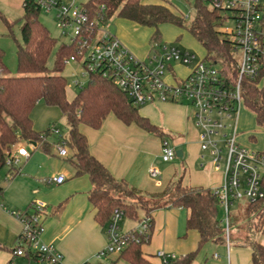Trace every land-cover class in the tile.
Wrapping results in <instances>:
<instances>
[{
  "label": "trees",
  "instance_id": "obj_1",
  "mask_svg": "<svg viewBox=\"0 0 264 264\" xmlns=\"http://www.w3.org/2000/svg\"><path fill=\"white\" fill-rule=\"evenodd\" d=\"M213 0H196V16L190 24L186 18L176 14L166 3H145L143 0H89L82 7L92 21L105 23L113 17L131 21L153 29L151 44H161L160 27L174 24L186 27L193 38L203 47L206 57L203 61L222 65V74L237 79L236 55L232 41L218 28L223 25L224 10L216 9ZM21 18V40L17 41L18 75L13 76L4 64L5 52L0 48V172L7 169L6 160L12 147L18 143L40 144L45 149L50 138L49 129L35 131L31 114L39 103L58 108L65 118L67 133L61 134L65 145L71 151L70 164L75 177L87 175L91 182L88 199L95 210V221L107 228L113 212L122 210L125 218L137 222L143 217L151 218L147 236L131 241L122 253L110 264H157L151 260L144 247L149 245L153 235V213L164 208H178L187 211V231H197V250L171 260L169 264H192L199 250L206 244L226 245L227 238L223 220L219 218L222 208L219 197L213 189L183 185L179 180L168 184L156 194L143 195L124 181H119L89 151L87 138L80 131L84 125L100 129L109 114H114L126 125L136 124L144 131L168 140L160 128L140 114V107L134 106L114 81L104 72L91 73L84 87L73 100L67 98V79L63 76L66 60L77 56L74 43H63L58 49L52 68L49 60L57 41L40 22L42 12L36 0L24 1ZM12 31V22L3 18ZM264 69L256 79L242 82L244 106L255 114L257 124L264 130ZM55 126V125H53ZM56 127V126H55ZM43 139H46L44 142ZM3 188L0 186V195ZM120 193L125 198L116 197ZM62 209V206H60ZM246 213L257 217L248 219L246 243L251 250L252 264H264V245L257 242L254 233L264 218V202L247 203Z\"/></svg>",
  "mask_w": 264,
  "mask_h": 264
},
{
  "label": "built area",
  "instance_id": "obj_2",
  "mask_svg": "<svg viewBox=\"0 0 264 264\" xmlns=\"http://www.w3.org/2000/svg\"><path fill=\"white\" fill-rule=\"evenodd\" d=\"M75 0L63 4L60 0H36L41 11L56 10L57 27L72 29L70 43L77 47V56L66 60L81 62L82 76L74 85L79 89L87 83L83 80L91 73L101 71L107 74L118 88L136 107L154 103L187 104L193 110L192 119L199 127L200 150L211 160L215 171L222 173L219 187L213 189L219 197L224 212L223 225L230 260V208L237 201L257 205L264 202V152L252 151L238 142V117L244 106V79H256L264 69V1L263 0H213L216 9L224 10V23L218 30L230 38L239 56L235 64L237 79L226 77L222 69L208 61L196 63V57L176 44H154L148 56L141 60L135 57L110 31L101 29L102 21H92L83 7L75 6ZM187 19V17H185ZM231 22L232 28L225 27ZM63 35L67 33L62 32ZM174 65H193L186 75L180 77ZM56 137V148L61 157L68 156V148L61 131L55 126L49 128ZM45 142L46 139H43ZM40 144L18 143L8 153L6 179L19 173L22 160H28L29 147ZM161 158L168 163L177 157V150L169 140L162 142ZM152 178L160 179L156 168L150 170ZM48 183L61 185L66 181L63 175L52 176ZM21 223L22 232L11 253L9 264H65L64 255L44 239L46 208L33 203L24 212H11ZM125 219L122 210L116 209L107 227V246L96 255L101 261L111 255L122 253L131 241L147 236L151 218L143 217L134 222L128 231H123L121 222ZM162 264L176 260L177 255L163 251L155 254ZM213 259L219 260L215 253ZM90 264V263H86Z\"/></svg>",
  "mask_w": 264,
  "mask_h": 264
},
{
  "label": "crops",
  "instance_id": "obj_3",
  "mask_svg": "<svg viewBox=\"0 0 264 264\" xmlns=\"http://www.w3.org/2000/svg\"><path fill=\"white\" fill-rule=\"evenodd\" d=\"M24 1L0 0V11L4 13L20 11L23 16ZM60 1L63 4L72 2ZM123 43L136 55L143 56L141 50L128 39H123ZM263 85L264 82L260 87ZM41 108L52 115L43 126H36L33 121L35 131L47 130L53 125L61 131L57 122L51 121H56L57 118L65 120L62 112L56 107ZM139 112L165 134L171 135V145L177 151H183V157L180 159L187 164V169L183 168V176L180 179L183 185L210 189L221 185L222 173L204 170L206 159L202 158L200 133L193 125V110L190 106L159 102L143 106ZM254 118L256 120L255 114ZM243 126V130L250 128L247 123ZM257 126L260 127L258 124ZM80 131L87 138L90 153L112 176L124 181L143 195L159 193L168 184L176 182L177 170L162 167V140L136 124L126 125L114 114H109L100 129L82 125ZM262 131L264 132L263 129ZM241 134L238 135L239 144L252 151L264 152V136L261 137L263 140L254 136L246 139ZM50 140H53L52 143ZM46 148L42 145L30 147L31 156L28 160L21 161L23 163L19 173L10 182L1 184L3 193L0 195V264H9L11 253L22 232L21 223L11 212H24L36 202L46 208L43 239L64 255L65 264H100L96 255L107 246V228L101 227L95 221V210L88 199L91 190L90 179L87 175L75 177V170L69 162L72 153L68 150V156H59L56 138H50ZM197 166L201 169H197ZM152 168L159 170L160 179L151 177ZM60 175L66 177L63 184L48 183L50 177ZM182 212L183 209L164 208L153 213V235L150 244L146 246V253L154 256L157 252L163 251L182 257L197 250L199 234L197 231L186 230L187 211L184 220ZM229 254V262L219 254L220 259L213 260L220 261L218 264H252L251 250L245 254L230 250ZM16 262L22 264L24 260L19 258ZM192 264L216 263L196 256Z\"/></svg>",
  "mask_w": 264,
  "mask_h": 264
},
{
  "label": "rangeland",
  "instance_id": "obj_4",
  "mask_svg": "<svg viewBox=\"0 0 264 264\" xmlns=\"http://www.w3.org/2000/svg\"><path fill=\"white\" fill-rule=\"evenodd\" d=\"M89 0H75V6L82 7L85 5ZM145 3H166L168 6L172 8V10L183 17H187L186 24H190L195 16H196V10H195V1L196 0H143ZM56 10H53L52 13H45L41 12L39 15L40 22L48 29L50 35L56 39L57 44L56 47L51 55V58L49 60V67L52 68L54 65L56 53L60 46L63 43H70L71 39L73 38L72 29L67 27L65 29H59L57 27V20H56ZM3 18H6L10 22H12V31L8 30L6 27ZM22 13L20 11L18 12H8L4 13L0 11V48L5 52L4 57V64L9 69L10 73L13 76L18 75V61H17V41L21 40V22ZM225 27L232 28V23L229 22L225 24ZM101 29H104L106 31H110L111 34L115 35L118 40L138 59H145L146 53H148L150 47L152 46V35H153V29L148 27H143L140 25H137L131 21L119 18L117 16L113 17L109 21H106L104 24L101 25ZM63 31H65L67 34L63 35ZM160 34H161V42L163 44H176L180 47H183L184 49L188 50L190 53L195 55L196 57V63L202 61L206 57L205 50L203 47L191 36V34L188 32L186 27H179L174 24H164L160 27ZM123 39H128L132 45H135L141 50L143 56L136 55L132 50H130L127 45L123 43ZM236 59L239 60V56H236ZM81 62H69L65 65V69L63 72V76L67 79L68 86H67V98L68 100H73L76 95L79 93V88L76 87L73 83L76 78H81L82 76V66L80 65ZM177 75L180 77H183L187 74L189 70L192 69L193 65L188 66H179L174 65L173 66ZM216 67L218 69L222 68L221 64H217ZM84 81L87 82L88 76L83 78ZM42 105V106H41ZM37 104L35 107L33 113H32V121H34V125L43 126L46 120L50 118L52 114L47 113V111L44 110V108L41 107H47L45 104ZM44 110V111H43ZM34 117V119H33ZM56 121L51 122H57V125L61 129L63 134L67 133V125L66 121L62 120L60 118L55 119ZM240 123H239V129L238 132L243 134L244 138L248 139L249 136H254L257 139H262L261 137L264 136V132L260 127L257 126L256 120L254 118V114L248 110L247 108L243 107L240 117H239ZM194 122V121H193ZM247 123L249 124V129H242L244 126L243 124ZM196 131L200 133L199 127H197L193 123ZM46 131V130H44ZM44 131H38L40 133ZM241 134V135H242ZM167 138L172 142L171 135L167 133ZM157 137V136H156ZM159 138V137H158ZM263 140V139H262ZM53 140H50L49 142L52 143ZM28 149L30 147L28 146ZM250 150V149H249ZM204 155V154H203ZM202 155V156H203ZM206 162L204 170L206 172H215L214 166L211 163V160L209 157L205 154ZM183 159L175 158L173 161L165 163L162 162L163 168H173L177 170V176H176V182L179 181L183 176V168L187 169L186 162H183ZM23 162H21L22 164ZM20 164V166H21ZM197 169H201L199 166H197ZM220 173V172H219ZM8 174V169H3L0 172V179L4 180L6 179ZM12 178H8V181L10 182ZM173 182V183H176ZM4 185V183H2ZM116 197H122L125 198L120 193H114ZM246 202L237 201L235 204L230 208V237H229V246L231 251L236 252H242V253H248L250 251L249 245L246 243V237L248 236V219H254L255 221H258L257 217L254 215H251L249 218L246 213ZM183 216L182 220H184V216L186 214V211L183 210ZM219 218L223 220L224 218V212L223 209H219ZM121 226L123 231H128L134 226V222L125 218L121 222ZM224 228H226L224 226ZM128 229V230H127ZM254 238L257 242L264 245V218L261 220L258 230L254 233ZM144 251L146 252V246L144 247ZM215 253H218L221 258L228 259V245H217L214 243H209L204 245L198 252L197 256L201 258L202 260L207 259L211 263H220V261L213 260V255ZM147 256L156 262L157 264H162L160 260L155 257V255H149L148 252L146 253ZM117 255H111L110 257H107L103 260H101L100 264H110L111 260L115 259ZM223 260V259H222ZM20 264V263H19ZM23 264V263H22Z\"/></svg>",
  "mask_w": 264,
  "mask_h": 264
},
{
  "label": "water",
  "instance_id": "obj_5",
  "mask_svg": "<svg viewBox=\"0 0 264 264\" xmlns=\"http://www.w3.org/2000/svg\"><path fill=\"white\" fill-rule=\"evenodd\" d=\"M177 157L178 158H182L183 157V151L182 150H178L177 151Z\"/></svg>",
  "mask_w": 264,
  "mask_h": 264
}]
</instances>
